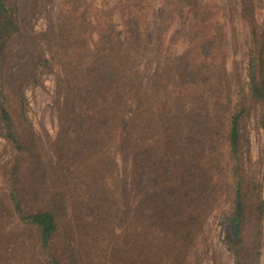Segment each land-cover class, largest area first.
Instances as JSON below:
<instances>
[{
  "label": "trees",
  "instance_id": "1",
  "mask_svg": "<svg viewBox=\"0 0 264 264\" xmlns=\"http://www.w3.org/2000/svg\"><path fill=\"white\" fill-rule=\"evenodd\" d=\"M48 2L0 0V133L10 153L0 264H203L207 220L229 200L233 264H260L264 185L250 122L264 130V19L255 21L252 0H241L251 28L246 82L233 89L220 22L201 19L203 8L186 0L197 19L192 44L154 92L134 65L131 34L123 40L108 19L95 44L78 0L62 12L51 49L35 33L29 57L13 63L20 13L35 22ZM129 9L138 16L147 6ZM53 63L63 101L57 136L44 141L27 89Z\"/></svg>",
  "mask_w": 264,
  "mask_h": 264
},
{
  "label": "rangeland",
  "instance_id": "2",
  "mask_svg": "<svg viewBox=\"0 0 264 264\" xmlns=\"http://www.w3.org/2000/svg\"><path fill=\"white\" fill-rule=\"evenodd\" d=\"M196 1L200 8H203L201 19L206 17L207 21H210L214 17V20L220 22L226 66L233 89L236 90L237 81H247L246 69L251 46V28L242 17L241 0ZM69 2L70 0H49L43 14L35 22L28 21L22 10L20 20L24 37L12 41L13 63L22 62L29 57L35 33L40 34L44 44L51 49L58 32L59 18ZM137 2L147 6V10L138 16L129 9L130 5ZM252 2L255 21L261 23L264 19V0ZM77 4L80 5L81 12L93 23L95 44L99 43V31L109 27L108 19L110 26L116 27L119 37L123 40L128 32L131 34L132 44L135 43L138 52L134 65L141 72L145 89L154 92L153 86L157 89L156 81L160 84L161 76H176L181 57L192 44L191 31L197 22L194 13L187 7L186 0H78ZM205 7L208 10H205ZM129 24L131 28H127L126 25ZM48 57H51L49 51ZM53 64L52 72L42 74L40 85L27 89L29 117L44 141L47 140V135L52 138L57 136L59 109L63 101L57 83L60 68ZM161 72L167 75H162ZM250 138L253 165L257 177L264 185V130L255 128L253 120L250 122ZM9 156L6 140L0 133V192L3 189ZM121 160L122 157L118 155V165L122 163ZM230 202L229 200L222 205L207 220L200 247L208 250L209 257L203 264H233L232 253L224 239V214L232 209ZM260 264H264V220Z\"/></svg>",
  "mask_w": 264,
  "mask_h": 264
}]
</instances>
